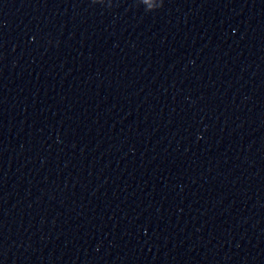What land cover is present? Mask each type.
Masks as SVG:
<instances>
[{"label":"water","instance_id":"obj_1","mask_svg":"<svg viewBox=\"0 0 264 264\" xmlns=\"http://www.w3.org/2000/svg\"><path fill=\"white\" fill-rule=\"evenodd\" d=\"M0 264H264V0H0Z\"/></svg>","mask_w":264,"mask_h":264}]
</instances>
